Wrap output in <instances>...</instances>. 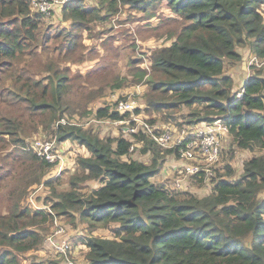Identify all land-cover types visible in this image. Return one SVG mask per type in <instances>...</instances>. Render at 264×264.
I'll return each mask as SVG.
<instances>
[{"label":"trees","instance_id":"obj_1","mask_svg":"<svg viewBox=\"0 0 264 264\" xmlns=\"http://www.w3.org/2000/svg\"><path fill=\"white\" fill-rule=\"evenodd\" d=\"M86 4L70 0L62 7L64 17L85 29L135 9L169 25L171 43L151 51L149 67L138 65L139 56L129 61V72L148 83L147 107L121 96L113 105L92 109L104 89L88 92L95 80L91 72L84 78L68 68L80 36L48 25L46 13L31 0H0V264H21L23 254L42 247L44 224L58 216L53 209L93 225L116 224L113 237L85 240L87 264H264V64L249 65L252 73L241 95L230 72L245 46L264 57V0ZM164 4L172 16L158 13ZM120 100H136L135 110L120 111ZM181 105L196 107L195 121L223 118L240 146L261 150L245 161L240 177H221L206 196L154 181L171 150L162 151L150 132L134 135L144 145L130 153L131 136L124 130V136H101L93 125L68 117L93 112L97 122L124 119L136 127L138 120L128 122L133 113L150 121L142 109L173 111ZM40 135L80 147L82 156L64 188V179L57 186L47 176L55 162L35 149ZM139 151L152 155L149 163L129 156ZM92 180L99 184L87 190ZM45 185L52 189L53 209L29 204L30 190ZM45 244L55 247L48 239Z\"/></svg>","mask_w":264,"mask_h":264},{"label":"rangeland","instance_id":"obj_2","mask_svg":"<svg viewBox=\"0 0 264 264\" xmlns=\"http://www.w3.org/2000/svg\"><path fill=\"white\" fill-rule=\"evenodd\" d=\"M69 1L66 0L57 5H52L51 10L46 12V23L54 29L70 30L80 36L81 42L78 51L71 55L68 62L69 71L72 75L76 73L78 76H83L84 78H87L88 73L91 72L95 80L94 86L90 87L88 92L95 94L104 89L102 94L90 107L96 109L109 103L113 105L116 100L122 99L121 96L126 98L132 97L144 107H147L145 95L149 91L148 83L145 82V79L138 81V76L129 72V61L131 57L139 56L142 60L138 65L149 67L148 55L151 51L171 43L168 33L169 25L162 24L163 21L159 16L148 19L146 18V13L128 8L122 9L121 12L104 22L94 21L88 26L89 28L83 29L75 27L71 20L64 17L62 7ZM97 2L98 0H85V3L90 6L96 5ZM157 11L167 17L173 15L172 11L165 4L159 7ZM243 53L244 56L251 57L248 46L243 48ZM79 58H81V61L72 62ZM247 67L248 62L246 61H237L231 66V76L235 81L233 85L234 90H239L240 88L238 87L242 83V80L248 79L251 75L252 71H249ZM125 79L128 80L126 84L114 87L115 83ZM142 111L145 117L160 125H167L174 121L177 124H183L194 121L195 117L191 112L196 111V107L191 108L181 105V107L173 111L162 110L158 112L149 108L146 110L142 109ZM169 114H171L169 118L165 119ZM93 115V112L87 115L72 113L68 117H79V122L93 125L101 136H124V131L128 135V125L125 124L126 122L112 123L108 120L97 122L93 120L95 118ZM40 136L35 141H33L34 137L31 140L30 137H27V140L33 141L35 145H44V147L48 145L51 147L50 149L55 155V163L47 176L48 178L55 179L57 186L60 185V180L64 179L66 182L61 184L60 189L64 188L68 184L67 180L69 176L73 174L72 172L75 169L78 156H82L79 153L80 147L71 141H66L67 139L58 143L55 138H51L43 144L40 140H37ZM76 143L78 142L76 141ZM221 147L222 155L216 167L217 174L219 177L229 179L240 177L245 161L261 153V150L257 147L245 148L240 146L231 135L221 142ZM82 153L85 154L86 149L83 148ZM129 156L147 163L152 158L150 153H143L141 151ZM179 164V155L174 152L170 153L163 170L154 178V181H168L170 185L174 183L178 175ZM227 165H230L234 170L232 175L227 174ZM214 183L215 180L190 179L187 185H184L183 190L189 191L196 196H206L212 192ZM97 184H99V180H92L87 183L88 187L85 188L88 190V188L95 187ZM30 191L28 201L31 206L53 209L51 206L54 202L51 198L53 192L49 186H37ZM24 203H27V200ZM53 211L58 216H56L54 222L50 221L44 224L45 234L41 244L42 247L23 254L21 256V264L39 262L42 264H55V262L68 264L70 261H73L74 264H87L86 253L88 247L85 240L90 237L114 236L113 228L116 224L99 222L93 225L90 222L81 221L77 214L75 218H72L60 213L56 209H53ZM60 227L63 231L57 234L56 231ZM52 235L57 238L56 246L53 248L48 247L46 244V246L44 245V240ZM69 237L71 247L67 248Z\"/></svg>","mask_w":264,"mask_h":264},{"label":"built area","instance_id":"obj_3","mask_svg":"<svg viewBox=\"0 0 264 264\" xmlns=\"http://www.w3.org/2000/svg\"><path fill=\"white\" fill-rule=\"evenodd\" d=\"M34 8L47 12L51 10L52 5L65 2L66 0H31ZM255 63L257 66L264 64V57L258 58L252 55L248 60V67L250 64ZM136 100H120L117 108L120 111H134ZM138 120L140 124L136 127L128 126V136L130 138V153L135 151L136 146H143L144 141H137L134 135L140 133L141 129L150 132L153 139L160 146L162 150H172L180 157V164L178 166V175L171 187L176 190H183L184 185H187L190 179H203L204 181L215 180L214 185L221 179L217 174L216 167L221 159L222 147L221 142L232 135L230 127L227 122L221 118L216 117L212 121L200 120L191 121L189 123L177 124L175 121L167 125H160L155 122L143 121L141 116L133 113L128 122ZM62 122H66L64 119ZM127 120H117L115 123H124ZM140 125L142 126L140 128ZM133 132V133H131ZM51 136V135H50ZM54 138V137H52ZM51 138L41 135L37 140L43 144ZM56 139V138H55ZM36 140V141H37ZM35 149L38 151L40 157L47 159L49 162H55V155L51 151L50 146H39L34 144ZM213 185V186H214ZM63 231L60 227L56 233L59 234ZM48 241L50 244L56 246L57 238L49 236ZM46 239V240H47ZM69 242L67 248H69ZM68 264H74L73 261Z\"/></svg>","mask_w":264,"mask_h":264},{"label":"clouds","instance_id":"obj_4","mask_svg":"<svg viewBox=\"0 0 264 264\" xmlns=\"http://www.w3.org/2000/svg\"><path fill=\"white\" fill-rule=\"evenodd\" d=\"M250 51V50H249ZM251 54V53H250ZM253 54H251V56H252ZM250 58H248L247 57V59H246V62H248V60H249ZM248 68V70L250 71V68L249 67H247ZM249 78V77H248ZM247 82V78L245 79V81L244 82H242V85H241V87H240V89L237 91V95H241V93H243V91L245 90V83ZM150 122H151V120H150ZM153 138V137H152ZM155 141V140H154ZM155 143H156V141H155ZM157 144V143H156ZM160 147V146H159ZM162 150V149H161ZM166 150H169V149H166ZM166 150H162V151H166ZM170 153H172V150H171V152ZM169 153V154H170ZM168 154V155H169ZM168 155H167V158H168ZM164 168V167H163ZM163 170V169H162Z\"/></svg>","mask_w":264,"mask_h":264},{"label":"crops","instance_id":"obj_5","mask_svg":"<svg viewBox=\"0 0 264 264\" xmlns=\"http://www.w3.org/2000/svg\"><path fill=\"white\" fill-rule=\"evenodd\" d=\"M244 55V54H243ZM246 59H247V57L246 56H243V58H242V60H241V62H245L246 61ZM230 72H231V70H230ZM227 73H229V72H227ZM245 80H242V82H244Z\"/></svg>","mask_w":264,"mask_h":264}]
</instances>
